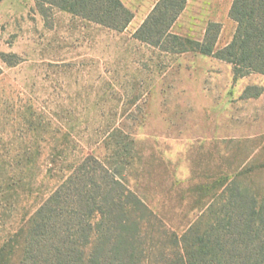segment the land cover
Wrapping results in <instances>:
<instances>
[{
  "label": "rangeland",
  "instance_id": "374dc122",
  "mask_svg": "<svg viewBox=\"0 0 264 264\" xmlns=\"http://www.w3.org/2000/svg\"><path fill=\"white\" fill-rule=\"evenodd\" d=\"M124 1L133 18L122 31L38 0L0 3L4 264H16L34 212L71 166L105 158L115 140L126 182L179 232L225 176L264 190V75L236 76L224 60L140 41L134 32L157 0ZM229 5L190 0L171 32L201 40L215 22L221 48L235 30Z\"/></svg>",
  "mask_w": 264,
  "mask_h": 264
},
{
  "label": "trees",
  "instance_id": "16d2710c",
  "mask_svg": "<svg viewBox=\"0 0 264 264\" xmlns=\"http://www.w3.org/2000/svg\"><path fill=\"white\" fill-rule=\"evenodd\" d=\"M38 1L116 31L133 18L121 0ZM185 3L158 0L134 36L165 52L224 60L236 76L264 75V0H232L228 16L235 30L221 48L215 22L201 40L171 32ZM112 150L103 159L84 155L71 166L34 212L17 244L16 264H264V190L242 187L240 174L225 176L217 180L220 193L179 232L126 182L120 141ZM217 181L201 188L209 192ZM3 252L0 264L6 263Z\"/></svg>",
  "mask_w": 264,
  "mask_h": 264
},
{
  "label": "crops",
  "instance_id": "0c3cea01",
  "mask_svg": "<svg viewBox=\"0 0 264 264\" xmlns=\"http://www.w3.org/2000/svg\"><path fill=\"white\" fill-rule=\"evenodd\" d=\"M3 1H4V0H0V3H2ZM157 1H158V0H157ZM157 1H156V2H157ZM189 1H190V0H186L185 7H184L183 11L185 10V8H186V4H187ZM200 1H201V0H200ZM121 2L125 5V1H124V0H121ZM156 2H155V3H156ZM231 3H232V0H230V5H231ZM154 5H155V4H154ZM154 5H153V7H154ZM230 5H229V8H230ZM125 6H126V5H125ZM126 7H127V6H126ZM153 7H152V8H153ZM127 8H128V7H127ZM128 9H129V8H128ZM151 10H152V9H151ZM151 10H150V11H151ZM130 11H131V10H130ZM183 11H182V12H183ZM228 11H229V9H228ZM182 12H181V13H182ZM149 13H150V12H149ZM149 13H148V14H149ZM181 13H180V15H181ZM180 15H179V16H180ZM228 17H229V16H228ZM178 18H179V17H178ZM178 18H177V19H178ZM177 19H176V20H177ZM229 19H230V18H229ZM230 20H231V19H230ZM231 21H232V20H231ZM233 23H234V22H233ZM234 24H235V23H234ZM205 30H206V29H205ZM204 33H205V32H204Z\"/></svg>",
  "mask_w": 264,
  "mask_h": 264
}]
</instances>
